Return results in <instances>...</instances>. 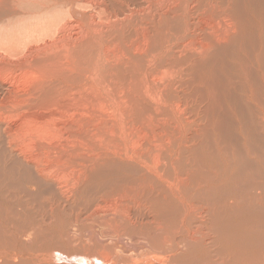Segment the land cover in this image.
<instances>
[{"label": "bare ground", "instance_id": "1", "mask_svg": "<svg viewBox=\"0 0 264 264\" xmlns=\"http://www.w3.org/2000/svg\"><path fill=\"white\" fill-rule=\"evenodd\" d=\"M0 264H264V0H0Z\"/></svg>", "mask_w": 264, "mask_h": 264}, {"label": "rangeland", "instance_id": "2", "mask_svg": "<svg viewBox=\"0 0 264 264\" xmlns=\"http://www.w3.org/2000/svg\"><path fill=\"white\" fill-rule=\"evenodd\" d=\"M32 188H33V190L32 191H36L35 190V188L32 186ZM31 190V189H30ZM69 203H74V202H69ZM44 225L46 224V223H43ZM43 225V226H44ZM47 225V226H46ZM45 225V227L44 228H52L50 225H51V223L50 222H47V224ZM49 226V227H48ZM54 228V227H53ZM56 228V227H55ZM55 231V230H54ZM78 234H80V232L78 233V227L77 226H74V227H72L71 228V230H70V235L69 236H74L73 237V239H75L76 238V236L78 235ZM94 234V233H93ZM57 235V236H56ZM55 236H56V239H60L62 242H66L67 243V241H68V239H67V237H65V234H62V233H60L59 231H56L55 232ZM94 236L95 237H97V238H100V239H102V238H104L103 240L105 241L106 239V242L108 241V239L109 238H105V237H103V235L100 233V234H98V233H96L95 232V234L92 236V237H87V240L89 241V239L91 240V238H94ZM110 242H111V239L109 240ZM108 241V242H109ZM73 244V245H72ZM75 243H70V245L71 246H73V247H75V246H77L78 244H75Z\"/></svg>", "mask_w": 264, "mask_h": 264}]
</instances>
